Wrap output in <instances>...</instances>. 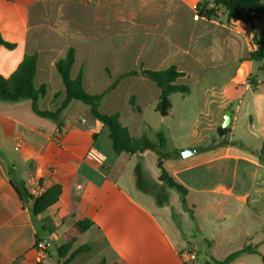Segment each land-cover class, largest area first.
<instances>
[{
    "label": "crops",
    "instance_id": "0c3cea01",
    "mask_svg": "<svg viewBox=\"0 0 264 264\" xmlns=\"http://www.w3.org/2000/svg\"><path fill=\"white\" fill-rule=\"evenodd\" d=\"M209 1L0 0V33L6 41L17 44L14 50L0 47V75L9 77L26 55L37 54L35 86L46 85L47 89L51 85L50 79L54 75L50 74L56 69V62L73 47L76 62L72 71L79 65L78 74L83 72L85 90L93 95L109 91L101 104V112L119 113L121 124L131 136H143V129L151 126L139 98L152 97L156 109L160 89L155 83H149L144 75H135L136 92L130 97L135 96L140 110L130 105L137 116L132 115L124 120L121 112L110 108L112 103L118 101V86L112 83L99 92L93 91L98 79L85 75L86 59L97 53L105 56L109 49H114L115 55H123L125 23H133L132 31L145 32L148 37L157 38L158 44H163L148 51L151 52L150 56H156L152 60L156 65L155 70L175 65L185 74L179 80L181 84L190 77L186 73L189 60L196 63V69L205 72L209 70L206 65L228 62L237 43L249 46L250 54L253 31H263L264 16L260 21H254L253 28L239 18L228 21L222 8H216L218 18L199 16L196 10L198 4ZM261 1L264 3V0ZM212 8H215L214 4L209 5V9ZM182 16L192 23L190 32L184 29ZM150 42L134 40V46L143 47L150 45ZM248 57L238 61V70L230 82L233 85H246L249 89L247 78L253 72V61L247 60ZM141 68L146 69L144 64L140 66V71ZM78 74L71 76L75 79ZM61 82L62 85L57 81V88L50 93V102L55 105V111L65 98L63 95L53 102L55 94L65 90L62 79ZM258 85L257 81L253 86L257 89ZM11 104L6 105L0 100V264H63L64 259L59 257L58 249L66 243L75 224L85 219L92 221L94 226L79 237L71 251L83 245H88L90 251L76 256L69 264H99L103 260L106 264L188 262L181 252L179 233L168 206H159L153 195L141 192L136 186L135 167L138 163L142 164L147 180L146 167L151 163L155 180L163 184L159 181L157 153L146 151L133 156L117 180L112 182L108 172L116 163L117 156L112 150L108 130L93 118L89 107L86 106L83 114H79L73 123L66 122L64 114L68 108L64 110V126L59 130L54 121L49 123L45 118L30 117L35 120L34 124L25 121L23 115L32 111L31 101ZM39 106L43 110L40 102ZM231 117L233 123V113ZM10 131L17 132L16 136H12L16 152L13 155L7 146L11 136H5ZM261 132L262 148L253 150L250 155L232 153L230 146H226L224 154H216L211 159L199 155L189 160L181 155L167 159L164 165L188 189V200V183L198 177L189 178L184 176L185 173L221 159L233 160L231 192L237 189L239 181L250 182L244 193L236 195V198L247 202L253 197L254 202L264 206V189L256 181L264 175V161L260 156L264 154V121ZM91 149L106 157L102 165L85 159ZM215 169L219 170L220 166ZM13 172L17 175L16 179ZM22 183L27 193L34 197L54 184L62 185L63 193L58 203L43 214L34 216L31 213V199L26 196L24 200L21 199L13 187L22 189ZM228 189L224 182L215 186L213 192L220 195ZM192 206L195 217L198 209ZM40 243L44 244L43 248H39ZM95 249L98 250L96 259L91 260L89 257Z\"/></svg>",
    "mask_w": 264,
    "mask_h": 264
},
{
    "label": "rangeland",
    "instance_id": "374dc122",
    "mask_svg": "<svg viewBox=\"0 0 264 264\" xmlns=\"http://www.w3.org/2000/svg\"><path fill=\"white\" fill-rule=\"evenodd\" d=\"M181 21L184 29L190 32L192 23L185 16L181 17ZM133 25V23L124 25L123 55H115L114 49L109 51L106 49L108 54L105 56L94 54L92 58L87 57L84 64L85 75L98 79V84L93 91L99 92L112 83L118 86V101L112 103L110 108L121 112L124 120L132 115L137 116L128 101L133 92H136L135 75H142L141 72L139 74L142 64L146 69L155 70L156 65L152 61L155 55L150 56L151 52L148 51L163 45L158 44L157 38L148 37L145 32L132 31L130 28ZM255 33L257 31H253V34ZM134 40L141 42L148 40L151 44L137 47L134 46ZM106 50L103 51L107 53ZM248 52L249 46L237 43L228 62L220 61L206 65L209 70L205 72L196 69V63L189 60L186 73L190 77L184 80L183 84L191 88V93L172 95L171 113L165 119L155 111L152 97L139 98V104L144 108L146 119L151 126L143 129V136L153 143H158L157 135H164L167 141L165 152L184 151L193 146L207 148L206 152L187 158L189 160L199 155L205 159H211L216 154L222 155L226 146H230L232 153L240 155H250L253 150H261L263 145L261 126L264 121V60L253 61V72L248 74L250 76L247 78L249 89L246 85H233L230 82L238 70V61L246 59ZM79 60H81L80 56ZM78 71L79 65H76L71 75L76 76ZM50 75H54L50 79L51 85L46 89L47 96L40 100V104L43 110L55 111V105L50 102V93L57 88V81L60 85L62 82L56 69H53ZM252 78L259 82L257 89L250 85ZM37 84H39L38 80ZM86 108L83 103L75 102L64 114L66 122H75L77 116L83 114L82 111ZM228 112L233 113L234 121L227 128V135L222 137L218 130L222 129ZM23 116L29 124H34L33 117L40 119L30 110ZM45 120L52 122L49 119ZM8 135L11 139L7 146L13 155L16 152L13 149L12 136H16L17 132L10 131L5 136ZM260 156L264 161V154ZM216 166H220V169H215ZM211 167H214L213 170H209ZM146 168L151 188L158 187L155 192L159 191L168 196V202L165 205L168 206L174 226L179 233L181 252L185 254V259L189 263L204 264L207 261L212 263L223 261L231 253L248 245L257 247L259 252L264 254V206L254 202L253 197H250L247 202L236 198V195L240 196L244 193L250 182L239 181L237 189L231 192L230 186L233 187L234 174L233 160L221 159L214 164H204L200 168L185 173L184 176L189 178L198 177L197 180H191L188 183L190 188L188 208L183 207L181 195L177 190L170 189L164 183L161 184L155 180L151 163L147 164ZM16 177V173L13 172V178L16 179ZM256 181L261 185V189H264V175ZM224 182L229 188L228 191L221 192L220 195L215 194L213 188ZM192 205L197 206L198 209L194 218L195 210ZM97 251L95 249L89 259L95 260ZM230 264L263 263L259 255L246 254Z\"/></svg>",
    "mask_w": 264,
    "mask_h": 264
},
{
    "label": "trees",
    "instance_id": "16d2710c",
    "mask_svg": "<svg viewBox=\"0 0 264 264\" xmlns=\"http://www.w3.org/2000/svg\"><path fill=\"white\" fill-rule=\"evenodd\" d=\"M214 4L215 8L209 9V5ZM216 8L224 9L227 20L239 18L243 20L247 26L253 28L254 21H260L264 16V3L261 0H211L209 2L199 3L197 13L199 16H204L208 19L218 18ZM0 47H5L9 50L17 48V44L6 41L0 33ZM252 51L247 60L263 61L264 60V29L260 33L254 34L252 39ZM76 62V51L70 47L64 58L58 60L55 64L58 74L61 76L65 90L55 94L53 102H56L61 96H65L61 106L56 111H44L40 109L39 102L45 97L46 85H41L39 88L35 86V77L38 72V55H26L19 65L18 69L9 77L0 75V100L7 103H17L22 100L31 101V109L34 114L41 118L50 119L57 124L59 130L64 126L62 113L71 103L81 102L90 109V113L95 120L101 122L109 132V138L112 143V150L117 156V161L108 172V177L112 182L124 171L130 159L138 154L146 151L157 153L159 156L157 167L160 170L159 181L163 182L168 188L175 189L180 193L181 203L184 208H188V189L179 183L174 176L166 169L165 161L172 157H180L182 151L173 150L165 152L166 138L162 134H158V143L151 142L146 136L133 137L129 130L121 124L120 114H104L101 112V104L108 94L106 91L102 94H90L84 88L83 72L80 71L78 76L73 79L71 76L72 69ZM141 74L151 80L160 89V99L156 106V112L161 117H169L172 109L171 96L174 94L188 95L191 93V88L188 85L179 83V80L185 76L180 72L175 65L162 70H149L141 68ZM256 79L252 78V85L256 84ZM130 105L135 110H140L136 105V98H130ZM228 129H219L218 132L225 137ZM135 178L137 188L145 193L155 197L159 206H164L168 202V196L159 191L155 192L158 187L151 188V183L144 176V170L141 163L135 167ZM41 183V181H39ZM14 189L19 194L21 199L34 201V208L31 213L34 216L43 214L48 208L59 202L63 193V186L54 184L46 189L41 195L34 197L29 195L22 183V189L14 186ZM194 218V216H193ZM94 226L90 220H82L75 224L70 232V237L66 243L59 247L58 253L61 259H64L63 264L71 263L76 256L90 251L88 245L77 247L71 251L73 245L79 237L86 233ZM41 241H38V243ZM245 254H257L261 257L264 264V254H261L257 247L251 245L245 246L228 255L223 261L205 262L204 264H230ZM99 264H106V261H101ZM185 264H192L185 262Z\"/></svg>",
    "mask_w": 264,
    "mask_h": 264
},
{
    "label": "water",
    "instance_id": "95a60500",
    "mask_svg": "<svg viewBox=\"0 0 264 264\" xmlns=\"http://www.w3.org/2000/svg\"><path fill=\"white\" fill-rule=\"evenodd\" d=\"M231 122H232L231 113L228 112L226 114L225 122H224V125H223L222 129L223 130L224 129H227L229 127V125L231 124ZM204 151H205V148H203V147H192V148H189V149L184 150L181 154H182V156L184 158H189V157L198 155V154H200V153H202ZM30 201L32 203L31 207L33 209L34 208V206H33V200H30Z\"/></svg>",
    "mask_w": 264,
    "mask_h": 264
},
{
    "label": "built area",
    "instance_id": "2783aa9c",
    "mask_svg": "<svg viewBox=\"0 0 264 264\" xmlns=\"http://www.w3.org/2000/svg\"><path fill=\"white\" fill-rule=\"evenodd\" d=\"M85 122V120H83ZM85 159L89 162H93L98 165H102L106 161V157L102 154H100L95 149H91L87 152ZM44 244L40 243L39 248H43Z\"/></svg>",
    "mask_w": 264,
    "mask_h": 264
}]
</instances>
